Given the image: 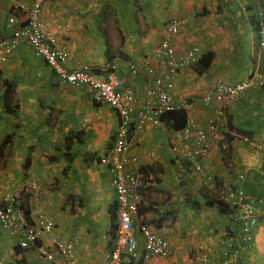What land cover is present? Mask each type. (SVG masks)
<instances>
[{
  "label": "crops",
  "instance_id": "crops-1",
  "mask_svg": "<svg viewBox=\"0 0 264 264\" xmlns=\"http://www.w3.org/2000/svg\"><path fill=\"white\" fill-rule=\"evenodd\" d=\"M124 1H47L41 17L54 43L66 47L69 69L82 63L99 69L115 64L136 92V106L152 100L145 91L151 79L144 71L133 75L132 68H139L144 55L168 35V23L173 20L183 21L170 35L177 50L197 44L200 56L207 51L214 54L204 73L190 66L171 76L168 91L173 99H196L211 92L217 81L235 84L256 67L264 70L251 23L257 0H138V13L135 0L130 5ZM32 2L0 0V37L11 35L24 22ZM11 16L15 17L12 22ZM110 22L120 38L117 45L111 42ZM100 28L107 32L114 52L121 49L128 60L118 56L107 60ZM0 78V144L13 134L10 156L4 165L0 163V203L9 196L21 197L38 229L43 217L53 220L51 230L39 232V246L51 250L58 241L69 246L64 259L107 264L112 241L109 208L116 204V193L105 150L112 143L117 114L107 104L94 102L87 85L57 83L51 67L22 43L5 61L0 59ZM8 82L15 86L11 97ZM262 87H251L242 98L222 105L223 124L216 125L220 139L214 141L204 162L214 176L207 186L172 152L173 130L168 123L145 124L136 136L127 156L138 167L147 166L136 219L166 238L171 250L168 257L146 264H264V212L258 215L252 243L234 256L230 247L241 239L239 220L232 210L222 213L206 204L201 193L203 188L215 194L223 185H235L237 174L243 172L241 186L248 197L264 198ZM4 104L15 108L17 117L6 114ZM218 109L215 102L203 105L198 101L189 115L198 127L208 129ZM136 234L140 240L137 264H143V240ZM19 240L0 223V264H51L37 248L16 251Z\"/></svg>",
  "mask_w": 264,
  "mask_h": 264
},
{
  "label": "built area",
  "instance_id": "built-area-1",
  "mask_svg": "<svg viewBox=\"0 0 264 264\" xmlns=\"http://www.w3.org/2000/svg\"><path fill=\"white\" fill-rule=\"evenodd\" d=\"M47 1L53 0H33L24 22L11 35L0 37V59L5 61L6 55L22 43L26 49L33 51L51 67L57 83L75 86L85 84L90 88L94 102L107 104L115 111L118 116L116 133L111 145L105 150L111 182L116 193L117 219L112 239L113 248L108 252L107 264L138 263L140 240L136 233H140L143 240L141 255L143 264L150 260L166 258L171 253L168 240L152 231L144 222H137L136 216L143 201L141 189L145 175L135 163V159L127 156L128 149L134 143L136 136L144 130L145 124L163 125L160 117L164 112L185 110L187 112L185 125L172 132L171 150L176 158L207 186L210 181H214V176L208 173L204 162L209 156L214 141L220 139L216 125L223 124L222 105L242 98L251 87L262 86L264 70L256 67L247 78L235 84L217 81L211 92L196 99H173L168 91L171 76L182 68L195 65L200 58L197 44L183 51L175 48L170 35L177 32L178 26L183 21L173 20L168 23V35L159 40L153 50L144 56L139 68L137 66L132 68L133 75L144 71L151 79V84L149 83L150 86L146 87L145 91L152 100L136 106L137 94L127 85L125 78L118 74L115 64H109L103 69L83 63L72 69L67 67L66 47L54 43L41 17L42 4ZM254 15L257 21L255 34L261 49V58L264 60V0H257ZM14 18L11 16L9 21H14ZM96 69L101 70L102 73L100 74ZM198 101L203 105H211L213 102L220 105V109L210 118L208 129L198 127L189 115ZM237 178L239 182L235 185H223L215 192L218 199L230 206L235 218L240 222L241 239L232 248L234 256L239 255L241 250L252 243L253 234L259 225L258 215L261 210L264 212V198L248 197L241 186L245 174L239 172ZM0 223L19 236L18 245L21 249L37 248L51 264H80L70 257L64 259L69 250L67 244L66 246L55 241L51 250L39 246V232L51 230L54 227L53 220L43 217V224L38 229L28 219L23 208L14 204V199L0 204Z\"/></svg>",
  "mask_w": 264,
  "mask_h": 264
},
{
  "label": "trees",
  "instance_id": "trees-1",
  "mask_svg": "<svg viewBox=\"0 0 264 264\" xmlns=\"http://www.w3.org/2000/svg\"><path fill=\"white\" fill-rule=\"evenodd\" d=\"M134 3L136 6H138V8L136 10V13H138L139 11H141V7L137 4L138 0H135ZM109 9L111 10V12H113L114 8L111 7ZM135 17H137V16H135ZM136 21H137V18H136ZM251 23L253 25V29L255 30L257 27L256 19H253V21ZM100 29H101V32L103 33L104 38H105V45H106L105 55H106L107 60L112 61V59H114L116 56H118L120 58L122 57L124 60H128L129 59L128 56L123 51H121V49H116L114 52V49H112L110 46V42L108 40L107 32L102 28H100ZM213 57H214V54L211 51H207L206 53L202 54L200 56L198 62L195 65H193L194 69H196V71L199 74L204 73L208 69ZM0 80H1V78H0ZM7 87H8L9 96L11 97V94H13V92L15 91L14 90L15 86L12 82H8ZM4 111L6 114L12 115L14 117H17V115H18V112L15 108H10L5 104H4ZM186 117H187V112L185 110H172V111L164 112L161 115L160 119H161V121L168 123L169 127L172 130H179L185 125ZM115 130H114L113 134H111V142L114 139V136L116 133ZM239 131H242V130H239ZM10 138H11V136L7 135L3 139L2 143L0 144V163L2 165H4V162L10 156L11 145H12L11 140H9ZM110 145H111V143H110ZM94 157H95V155H94ZM88 159H91V158H85V161H88ZM145 168L147 169V166H140V169L142 171L145 170ZM201 193H202V197L206 201V204L215 206L222 213H228L231 211L230 206L227 203L218 199V197L215 194H210L209 191L204 189V188L202 189ZM14 204H16L18 206H24L23 211L28 216V219L31 221L30 209H29L28 205H26V201L22 202L21 197L18 196L17 198L14 197ZM115 205H113L109 208V214H110L109 235L112 236V239H113L114 231H115V228L117 225V219H116V214H115V210H116ZM194 206H197V203H194ZM110 242L111 243H110L109 251H111L113 248V242L111 240H110ZM16 246H17L16 247V251H17V249L19 250L20 247L18 245H16Z\"/></svg>",
  "mask_w": 264,
  "mask_h": 264
},
{
  "label": "rangeland",
  "instance_id": "rangeland-1",
  "mask_svg": "<svg viewBox=\"0 0 264 264\" xmlns=\"http://www.w3.org/2000/svg\"><path fill=\"white\" fill-rule=\"evenodd\" d=\"M126 1V0H125ZM124 1V2H125ZM131 3H133V0H128V5H130ZM133 5V4H132ZM194 6V5H193ZM142 20V19H141ZM144 22V21H143ZM140 26L142 27V26H144V23H142V21H141V23H140ZM116 27H115V25H114V23L113 22H110L109 23V29L111 30L110 32H112V40H111V42H112V45H117V44H119V42H120V38H119V35L117 34V31H116V29H115ZM146 55V54H145ZM144 55V56H145ZM137 76L139 75V74H136ZM264 85V84H263ZM262 90H264V87H262ZM190 98V97H189ZM260 109L263 111V113H264V106H261L260 107ZM224 127V126H223ZM228 134V133H227ZM10 136H11V138L13 139V134H9ZM225 135V134H224ZM231 135V134H230ZM224 138V137H223ZM13 146V141H12V145H11V147ZM221 146V150H222V145H220ZM13 198H14V196L13 197H8V199L7 200H9L10 199V201H12L13 200ZM231 249L233 248V247H230Z\"/></svg>",
  "mask_w": 264,
  "mask_h": 264
},
{
  "label": "clouds",
  "instance_id": "clouds-1",
  "mask_svg": "<svg viewBox=\"0 0 264 264\" xmlns=\"http://www.w3.org/2000/svg\"><path fill=\"white\" fill-rule=\"evenodd\" d=\"M262 86H263V85H262ZM13 199H14V198H13ZM1 203H3V202H1ZM1 203H0V204H1ZM18 246H19V245H18Z\"/></svg>",
  "mask_w": 264,
  "mask_h": 264
}]
</instances>
